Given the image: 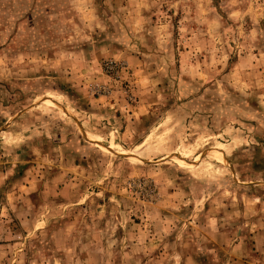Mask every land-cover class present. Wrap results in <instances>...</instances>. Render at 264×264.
Listing matches in <instances>:
<instances>
[{
	"label": "rangeland",
	"instance_id": "obj_1",
	"mask_svg": "<svg viewBox=\"0 0 264 264\" xmlns=\"http://www.w3.org/2000/svg\"><path fill=\"white\" fill-rule=\"evenodd\" d=\"M0 264H264V0H0Z\"/></svg>",
	"mask_w": 264,
	"mask_h": 264
}]
</instances>
